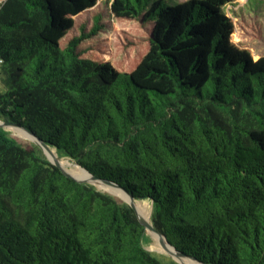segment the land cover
Here are the masks:
<instances>
[{"label":"trees","instance_id":"1","mask_svg":"<svg viewBox=\"0 0 264 264\" xmlns=\"http://www.w3.org/2000/svg\"><path fill=\"white\" fill-rule=\"evenodd\" d=\"M230 1L4 0L0 119L149 200L203 264H264V55ZM104 18L135 27L101 36ZM146 237L122 197L0 127V264H166Z\"/></svg>","mask_w":264,"mask_h":264},{"label":"rangeland","instance_id":"2","mask_svg":"<svg viewBox=\"0 0 264 264\" xmlns=\"http://www.w3.org/2000/svg\"><path fill=\"white\" fill-rule=\"evenodd\" d=\"M224 9L226 13L231 16L234 20V39L236 40V42H238L242 46L249 47L256 58L264 55V0H231L225 5ZM104 19L105 21H107V27L102 30L100 34L101 36L110 37L118 29L135 27L134 25H131L128 22L122 23L112 19L110 20L109 18ZM3 128L8 131L11 135L18 137L21 140L26 139L29 140V142L35 143L34 141H30L31 139L23 137L18 133L14 132L12 129L9 128V126H4ZM60 157L72 159L68 156ZM99 188L105 190L100 186ZM138 201H142L143 203L147 204L148 208L151 210L152 213V203L149 200L141 199ZM146 233L147 241L145 245L149 250L158 254L160 257H163L160 259L166 264H179L178 261H176V259L169 254V251L167 249H162L157 246L152 232L146 231Z\"/></svg>","mask_w":264,"mask_h":264},{"label":"bare ground","instance_id":"3","mask_svg":"<svg viewBox=\"0 0 264 264\" xmlns=\"http://www.w3.org/2000/svg\"><path fill=\"white\" fill-rule=\"evenodd\" d=\"M9 128L12 129L14 132L18 133L19 135H21L23 137H26L28 139H31V141H34L33 140L34 137L29 132H27L24 128L19 127V126H15V125H9ZM47 152H48L49 156L52 159L58 158L60 163L62 164L63 168L65 170H67L68 172L72 173L73 175H76V176H79V177H87V176L90 175L76 161H74V160H72L70 158H61L58 155V152L56 151V149L54 147L51 148V150L47 151ZM97 184H98V186H100V187H102L104 189H109V190L113 191L115 194L119 195L123 199H130V196H128L121 188H119V187H117L115 185H112V184H109V183H105V182H102V181H100ZM137 206H138V210H139L142 218L147 222V224L150 225L151 224V210L148 208L147 204L143 203L142 201H137ZM150 232H152L157 246L159 248L168 250L167 245L164 243L162 238L156 232H154V231H150ZM169 250H170V248H169ZM177 258L181 262H183L184 264H200L199 262L195 261L194 259H192L190 257L178 256Z\"/></svg>","mask_w":264,"mask_h":264},{"label":"water","instance_id":"4","mask_svg":"<svg viewBox=\"0 0 264 264\" xmlns=\"http://www.w3.org/2000/svg\"><path fill=\"white\" fill-rule=\"evenodd\" d=\"M0 121H1V122H0V126H3V127H4V126H9V125L19 126V125H17V124H14V123H11V122H8V121H3V120H1V119H0ZM19 127H22V126H19ZM22 128H24L27 132H29V133L34 137V138H33L34 142H35L37 145H39V146L41 147V149L44 151V153H45L46 156L50 159V161L53 162L54 164H56L57 166H59V167H60V168H61V169H62V170L68 175V176H70V177H72V178H74V179H76V180H78V181H82V182H90V183L96 185L98 188H99V186H98L97 183H99L100 181L105 182V183H109V184H112V185H115V186L121 188V189H122V190H123L128 196H130V199H124V201L128 202V203L132 206V208L135 210V212L137 213V215H138L140 221L144 224L146 231H154V232H156V233H157V234H158V235H159V236L165 241L168 250H169V248H170V250H169V254H170L171 256H173V257L176 259V261H178L179 264H184V263L181 262V261L177 258L178 256H186V257H190V258L194 259L195 261L199 262L200 264H203L198 258L193 257V256H189V255L183 253L182 251L178 250V249H177V248H176V247H175V246H174V245L168 240V238L166 237L165 234H163L162 232L158 231V230L154 227V225H153L152 222H151L150 225L147 224V222L142 218V216H141V214H140V212H139V210H138L137 201H138L139 199H135V197L132 196L130 193H128V191H127L125 188L121 187V186H120L119 184H117V183H114V182H112V181L105 180V179H102V178H100V177L95 176L94 174H92L91 172H89L86 168H84L82 165H81V167L84 168V169H85L90 175L87 176V177H79V176L73 175L72 173L68 172L67 170H65V169L63 168V166H62V164L60 163V161H59L58 158H54V159H52V158L49 156V154H48L47 151H50V150H51L52 147H51L50 145H48L43 139L37 137L34 133H32V132H31L30 130H28L27 128H25V127H22ZM79 165H80V164H79ZM105 190L114 193L113 191H111V190H109V189H105ZM114 194H115V193H114Z\"/></svg>","mask_w":264,"mask_h":264},{"label":"crops","instance_id":"5","mask_svg":"<svg viewBox=\"0 0 264 264\" xmlns=\"http://www.w3.org/2000/svg\"><path fill=\"white\" fill-rule=\"evenodd\" d=\"M4 0H0V3H2Z\"/></svg>","mask_w":264,"mask_h":264}]
</instances>
